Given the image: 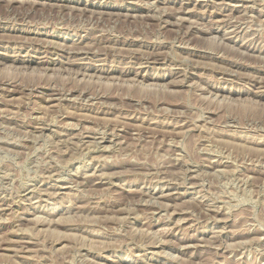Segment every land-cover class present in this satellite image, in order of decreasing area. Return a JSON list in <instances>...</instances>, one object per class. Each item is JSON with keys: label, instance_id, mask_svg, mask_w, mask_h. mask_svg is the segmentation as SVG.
Returning a JSON list of instances; mask_svg holds the SVG:
<instances>
[{"label": "rangeland", "instance_id": "374dc122", "mask_svg": "<svg viewBox=\"0 0 264 264\" xmlns=\"http://www.w3.org/2000/svg\"><path fill=\"white\" fill-rule=\"evenodd\" d=\"M0 264H264V0H0Z\"/></svg>", "mask_w": 264, "mask_h": 264}, {"label": "bare ground", "instance_id": "6f19581e", "mask_svg": "<svg viewBox=\"0 0 264 264\" xmlns=\"http://www.w3.org/2000/svg\"><path fill=\"white\" fill-rule=\"evenodd\" d=\"M178 118V117H177ZM41 131V130H40Z\"/></svg>", "mask_w": 264, "mask_h": 264}]
</instances>
